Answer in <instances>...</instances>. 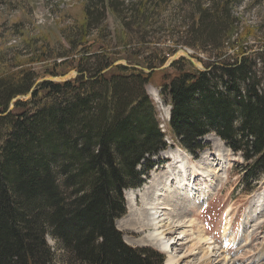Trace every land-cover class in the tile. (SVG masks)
Returning <instances> with one entry per match:
<instances>
[{
	"label": "trees",
	"instance_id": "16d2710c",
	"mask_svg": "<svg viewBox=\"0 0 264 264\" xmlns=\"http://www.w3.org/2000/svg\"><path fill=\"white\" fill-rule=\"evenodd\" d=\"M239 1L191 5L193 44L216 51V60L203 70L182 58L154 79L153 71H138L127 59L126 65L112 66L117 60L103 46L83 50L95 44L89 37L101 30L107 13L122 29L135 23L144 31L160 0H86L76 21L79 38H68L71 52L60 56L71 60L63 62L64 70L77 73L68 81L33 87L37 78L31 70L0 68V264H164L156 251L128 246L115 222L126 213L124 192L145 184L153 159L171 143L197 154L205 149L200 141L213 134L242 156L247 190L259 183L264 175L261 55L256 62L257 54L242 51L234 62L224 61V44L234 30L230 7ZM152 50L156 62L143 64L147 70L167 59ZM66 72L58 65L47 75ZM148 85L168 100L166 131L146 94ZM32 88L29 99L9 110L13 98ZM47 237L61 245V261Z\"/></svg>",
	"mask_w": 264,
	"mask_h": 264
},
{
	"label": "rangeland",
	"instance_id": "374dc122",
	"mask_svg": "<svg viewBox=\"0 0 264 264\" xmlns=\"http://www.w3.org/2000/svg\"><path fill=\"white\" fill-rule=\"evenodd\" d=\"M85 1L0 0V68L6 73L19 69L31 70L37 78L33 87L49 78L48 72L54 71L58 65L66 72V65L62 64L66 60L69 62L70 58L60 56L65 51L71 52L66 42L68 38H79L76 32L79 24L76 21L80 18ZM125 1L133 3L138 0ZM193 3L194 0H160L157 13L148 21V28L144 31L135 23L122 29L120 23L107 13L101 30L89 37L95 44L90 47L88 44L83 50L93 52L98 45L103 46L117 60L113 64L126 65L127 59L133 68L144 73L149 72L143 64L156 62L152 49L161 50L160 56L167 57L164 66L175 53L186 50L198 64V70H202L216 60V51L211 46L209 49L193 44L190 28ZM230 11L234 30L228 43L224 44V61L234 62L240 58L242 51H245L244 56L257 54L256 60L261 55L258 77L264 83V0H240L230 7ZM94 17L99 19L100 15L97 13ZM73 58L75 64L79 57ZM87 64L91 67L93 62ZM167 69L154 68V79L159 77V72ZM76 74L71 68L65 75L71 79ZM145 91L155 106L160 128L166 131L170 112L168 100L161 98L153 85L146 86ZM166 134L170 140L169 133ZM200 144L204 146V151L191 155L171 143L166 151L153 159L156 165L145 184L132 190L134 193L137 190L142 192V196H136L132 201L136 210L142 208L143 198L156 190L160 193L153 196L157 207L162 210L170 206V210L162 212L165 217L159 218V231L163 238L171 240L169 248L159 250L154 244L146 242L153 228L144 226L140 231L128 226L126 198V213L115 222L117 230L123 234L128 246L152 249L163 256L164 264H264V175L257 185L255 183L252 189L247 190L241 168L245 161L240 154L232 152L213 134L203 138ZM178 156L184 160L187 169L197 172V176L194 172L191 179L195 196L186 200L173 185L166 183L169 174L164 172L165 168ZM206 178H210V181L207 182ZM119 225H125L123 230L117 227ZM199 238L202 239L200 242ZM46 241L61 261V256L65 255L61 245L49 237Z\"/></svg>",
	"mask_w": 264,
	"mask_h": 264
},
{
	"label": "bare ground",
	"instance_id": "6f19581e",
	"mask_svg": "<svg viewBox=\"0 0 264 264\" xmlns=\"http://www.w3.org/2000/svg\"><path fill=\"white\" fill-rule=\"evenodd\" d=\"M153 95L155 94V91L151 90ZM158 96V94H157ZM154 97V96H153ZM184 160H181V158L178 156L177 159H175L171 164H169L165 168V173L169 174V176L166 179L167 184L173 185L174 189L181 195H183V200H186L187 198H193L195 196L193 194V188H192V183L193 180H191L194 176L193 173L196 172L191 168H186L184 166ZM190 165V164H189ZM192 166V165H191ZM190 167V166H189ZM207 172V171H205ZM190 175V176H189ZM197 176V172L195 174ZM189 176V178H188ZM210 178H206V181L209 182ZM185 185V188H184ZM142 192L137 190L136 193H134L132 190H130L129 193L126 192L125 198L127 201V209H128V226L131 228H134V230H140L142 231V227H150L153 228L152 231H149L148 237L146 242L154 244L156 248L159 250H164L166 251L169 246L171 245V240H167L166 238H163L162 233L159 231V218L160 216H164L165 214H162V212H167L170 210V206L164 207V209H160L157 207L156 200H154L153 196H158L160 193L158 190L155 191L152 195H147V198H143L142 201V208L140 209H134L132 201L134 198L137 196H142ZM157 202H159V199L157 198ZM161 214V215H160ZM174 220V219H172ZM169 221V219H168ZM183 221V219H182ZM182 221L180 220V225ZM125 226V225H123ZM122 225L117 226L120 229L123 227ZM178 227V226H177ZM126 228V227H125ZM127 229V228H126ZM123 230V229H122ZM132 230V229H130ZM199 242L202 240L201 238L198 239ZM171 262V259H169V262Z\"/></svg>",
	"mask_w": 264,
	"mask_h": 264
},
{
	"label": "water",
	"instance_id": "95a60500",
	"mask_svg": "<svg viewBox=\"0 0 264 264\" xmlns=\"http://www.w3.org/2000/svg\"><path fill=\"white\" fill-rule=\"evenodd\" d=\"M181 57L186 58V59L192 64V66L196 67L197 69L199 68L198 64L195 63V62L192 60V58L190 57V53H189L188 51L185 50V51H178L177 53H175V54L172 56V58L169 59V62H168L165 66H164V64H163L162 66H160V70L165 69V68L171 66V64H172L173 62L177 61V60H178L179 58H181ZM116 65H119V64H113L112 66H116ZM199 70H201V69H199ZM202 70H203V69H202ZM106 71H107V70H106ZM151 71H154V69H152V70H148L147 72H151ZM75 76H76V75H75ZM69 79H70L69 75H65V76H62V77H55V78H53V77H49V78L44 79V80H42V81L64 82V81H68ZM31 92H32V90H30V92H29L27 95L23 96V97H22V96H19V97L13 98V99L11 100V102H10L9 110L12 109L13 104H14L16 101H19V100H21L22 98H29V97L31 96Z\"/></svg>",
	"mask_w": 264,
	"mask_h": 264
}]
</instances>
